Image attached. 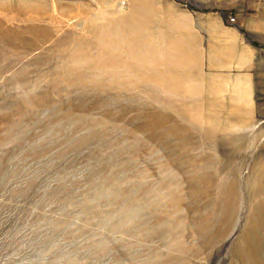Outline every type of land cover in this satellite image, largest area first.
I'll return each mask as SVG.
<instances>
[{
    "label": "rangeland",
    "instance_id": "1",
    "mask_svg": "<svg viewBox=\"0 0 264 264\" xmlns=\"http://www.w3.org/2000/svg\"><path fill=\"white\" fill-rule=\"evenodd\" d=\"M249 1L0 0V264H264Z\"/></svg>",
    "mask_w": 264,
    "mask_h": 264
},
{
    "label": "crops",
    "instance_id": "2",
    "mask_svg": "<svg viewBox=\"0 0 264 264\" xmlns=\"http://www.w3.org/2000/svg\"><path fill=\"white\" fill-rule=\"evenodd\" d=\"M244 40V47L253 52L257 48L264 52V0H252L244 7L237 21ZM261 55V54H259ZM258 66L261 65L257 61Z\"/></svg>",
    "mask_w": 264,
    "mask_h": 264
},
{
    "label": "bare ground",
    "instance_id": "3",
    "mask_svg": "<svg viewBox=\"0 0 264 264\" xmlns=\"http://www.w3.org/2000/svg\"><path fill=\"white\" fill-rule=\"evenodd\" d=\"M239 79V78H238ZM235 80V79H234ZM236 80H237V78H236ZM242 81V80H241ZM241 81H239L238 83H236V89H238V90H241V89H243V90H245V88L243 87V84H242V82ZM234 85H235V83H234ZM230 86V85H229ZM245 86V85H244ZM241 93V92H240ZM242 93H243V91H242ZM257 228V227H256ZM252 246V245H251Z\"/></svg>",
    "mask_w": 264,
    "mask_h": 264
},
{
    "label": "built area",
    "instance_id": "4",
    "mask_svg": "<svg viewBox=\"0 0 264 264\" xmlns=\"http://www.w3.org/2000/svg\"><path fill=\"white\" fill-rule=\"evenodd\" d=\"M228 20H229V23H235V19L233 17H229Z\"/></svg>",
    "mask_w": 264,
    "mask_h": 264
}]
</instances>
